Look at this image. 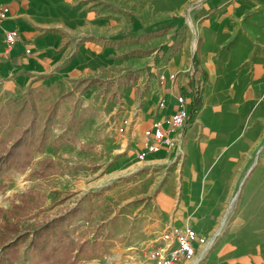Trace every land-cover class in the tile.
Wrapping results in <instances>:
<instances>
[{"label": "crops", "instance_id": "obj_1", "mask_svg": "<svg viewBox=\"0 0 264 264\" xmlns=\"http://www.w3.org/2000/svg\"><path fill=\"white\" fill-rule=\"evenodd\" d=\"M0 2L10 9L0 26L2 79L72 90L125 60H146L147 88L138 82L115 110L125 134L116 138L110 173L137 193L128 202L142 201L163 183L162 219L140 244L152 246L168 229L189 228L197 235L196 262L264 264V0ZM187 16L197 22L194 30L183 24ZM15 29L19 41L8 51L5 34ZM176 45V55L166 54ZM137 50L151 55L131 56ZM201 80V107L186 129L171 134L174 146L147 155L146 132L156 121L167 126L179 95H186L191 116L190 92ZM141 204L131 209L132 219L147 212L152 220L153 209Z\"/></svg>", "mask_w": 264, "mask_h": 264}, {"label": "rangeland", "instance_id": "obj_2", "mask_svg": "<svg viewBox=\"0 0 264 264\" xmlns=\"http://www.w3.org/2000/svg\"><path fill=\"white\" fill-rule=\"evenodd\" d=\"M150 1L141 0V5L149 6ZM129 21L133 23V20ZM183 24L194 30L197 22L193 21V24H190L187 16ZM129 31L125 28L124 33ZM125 62L119 68H111L102 78L104 82H115L108 88L109 90L107 87L100 89L94 87L82 96L75 95L74 100L67 104L64 112L66 118L77 99L79 100L77 115L83 117L82 126L72 135V139L55 142L61 131L58 127L54 128L52 141L42 153L35 155L33 164L26 172L10 173L4 179L0 178V207L10 210L11 201L23 194L37 196L41 200L40 209L32 213V218L39 222L44 220V217L51 218L65 213L87 199L93 201L94 213L91 218L87 221L80 220L74 229L75 237L84 234L91 241L97 240L98 245L88 250L85 255H81L78 259L79 264H153L147 250L151 243L143 245L140 241L143 236L151 237L149 234L151 224L162 219L161 203L157 199L162 195L160 191L163 183L162 181L158 183L156 189L149 193L144 192L143 195L146 196L142 201L128 202L129 199H137V193L132 192L128 185L123 188L120 185L121 180L118 181L116 175H110L114 172L113 166L116 162L114 158L118 154L116 138L125 134V125L120 122L122 120L117 116L119 112L115 113V110H119L122 96L128 89L138 82L145 84L143 88H147L149 83L144 68L146 60L134 58ZM69 86L58 84L35 87L30 83L29 87L23 82L20 84L14 78L5 80L0 77V110L12 115L37 89L43 91V104L53 103L61 95L74 89L69 90L72 87ZM121 129L124 132L120 131ZM9 136L10 127L4 129L2 148L8 144ZM125 146L127 147L124 139L123 147ZM125 152L126 149L122 151ZM45 159L53 160L57 170L55 175L41 179L33 175V172L38 169V163ZM105 172H109L106 181ZM254 172L257 173V170ZM159 174L160 172H152L151 175L157 179ZM102 182H107V185ZM143 202H147L145 209L149 207L153 209V219L151 220V216L146 212L144 216L133 220L131 209L139 208L138 205ZM30 223H33V220ZM160 238L161 235L156 242H159ZM156 242L153 245L158 244ZM211 242L212 240L208 245ZM206 248L201 257L210 249L208 246ZM213 248L214 246L211 249ZM31 258L29 252L22 249L12 264H35ZM196 260L191 264H195ZM203 262V259L199 261L200 264Z\"/></svg>", "mask_w": 264, "mask_h": 264}, {"label": "trees", "instance_id": "obj_3", "mask_svg": "<svg viewBox=\"0 0 264 264\" xmlns=\"http://www.w3.org/2000/svg\"><path fill=\"white\" fill-rule=\"evenodd\" d=\"M167 29L170 30L169 27ZM146 37L148 39L150 36L146 35ZM178 47V45L170 47L166 54L169 52L176 55ZM148 55H151V51L137 50L131 53V56ZM114 83L100 79L84 80L53 103L44 104L43 91L37 89L12 115L1 109L0 178L4 179L10 173L26 172L33 164L35 155L42 153L52 141L54 128L58 127L61 131L55 142L72 139V135L82 126L83 117L77 115L79 109L77 99L66 118L64 112L67 104L74 100L75 95L82 96L94 87L108 89ZM203 86V80L192 86L190 119L201 107ZM8 127H10L8 144L2 148L4 129ZM38 165L33 175L46 179L56 174L57 166L53 160L45 159ZM40 203L39 197L23 194L11 201L10 210L0 207V264H12L19 257L22 249L30 253L35 264H79V257L98 245L97 240L91 241L84 234L75 237L74 228L78 226L79 221L89 220L94 213L91 199L55 217L43 216L44 220L39 222L32 218V213L39 211ZM31 220L33 223H30Z\"/></svg>", "mask_w": 264, "mask_h": 264}, {"label": "built area", "instance_id": "obj_4", "mask_svg": "<svg viewBox=\"0 0 264 264\" xmlns=\"http://www.w3.org/2000/svg\"><path fill=\"white\" fill-rule=\"evenodd\" d=\"M9 13V7L0 2V26L8 19ZM18 41V30L6 32L5 43L8 51ZM176 102L177 110L169 118L167 126H164L161 121H156L152 124L151 129L146 132L144 152L147 155L155 154L163 148H172L175 142L171 134L182 131L188 126L190 114L186 95H179ZM196 240L197 235L192 229H168L161 235L158 244L147 247L149 250L148 257L153 261V264L192 263L197 257ZM199 261L195 264H198Z\"/></svg>", "mask_w": 264, "mask_h": 264}, {"label": "bare ground", "instance_id": "obj_5", "mask_svg": "<svg viewBox=\"0 0 264 264\" xmlns=\"http://www.w3.org/2000/svg\"><path fill=\"white\" fill-rule=\"evenodd\" d=\"M213 243H214V241L212 240V242L208 245V248H210Z\"/></svg>", "mask_w": 264, "mask_h": 264}]
</instances>
